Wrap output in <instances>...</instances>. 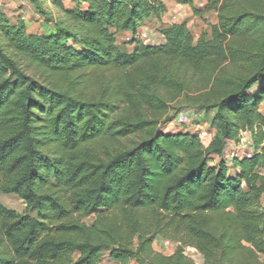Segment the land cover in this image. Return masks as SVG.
Here are the masks:
<instances>
[{
	"label": "trees",
	"instance_id": "16d2710c",
	"mask_svg": "<svg viewBox=\"0 0 264 264\" xmlns=\"http://www.w3.org/2000/svg\"><path fill=\"white\" fill-rule=\"evenodd\" d=\"M29 1L53 31L30 35L0 11V193L18 195L36 215L0 202V264H98L105 252L120 264H192L187 247L205 264H258L264 0H209L218 13L212 38L195 44L176 23L159 30L160 45L138 36L166 12L159 0H72V8L55 0L59 19L51 0ZM123 32L132 52L117 45ZM104 73L108 87L86 93ZM189 78L210 90L201 100L215 112L207 147L197 132L165 134L147 116ZM242 133L253 155L227 159ZM159 237L179 245L172 255L154 249Z\"/></svg>",
	"mask_w": 264,
	"mask_h": 264
},
{
	"label": "rangeland",
	"instance_id": "374dc122",
	"mask_svg": "<svg viewBox=\"0 0 264 264\" xmlns=\"http://www.w3.org/2000/svg\"><path fill=\"white\" fill-rule=\"evenodd\" d=\"M54 1L51 0L48 8L52 11L54 19H59L62 15L59 10L54 6ZM163 3L166 12L162 15L161 20L156 18L148 19L144 22L141 28L138 30V36L144 44L160 45L163 43V39L160 36L159 30L163 27L170 26L171 24L184 23L187 21V26L192 32L194 43L196 44L203 35H206L209 39L212 38V29L218 24V13L214 9H210L207 5L209 0H193V5H184L181 0H159ZM66 7H75L72 0H64ZM0 11L4 16L16 23H24L27 28V32L30 35H42L49 34L53 31V24L50 18L45 17L39 13V11L30 3L29 0H0ZM117 45L124 52H132L134 47L131 43L132 35L128 33H120L116 36ZM27 74L34 79L41 81L40 73L25 64L22 63ZM111 74L104 73L96 84L99 87L95 90L93 85H88L85 88V92L89 95L92 92H101L105 87H108L110 82ZM187 84L186 88L182 91H175L166 93L165 98L167 104L161 109H152L148 112L147 116L149 119L158 122L160 131L165 134H174L180 132H197L199 129L211 128V121L215 115L212 109L205 108L202 104V97H207L210 90L205 89L207 82L198 80L188 79L185 80ZM110 84V83H109ZM264 112V105L260 107ZM183 117L187 120V124L180 126L177 121L179 117ZM172 117V122L164 124L167 118ZM147 134L142 136H136L129 139L128 143L140 141ZM246 133L240 134V142L243 143L244 147L248 150L250 147L245 140ZM243 139V141H241ZM206 147L207 142L201 141ZM226 151V157L228 156V149ZM253 150V148H252ZM254 151V150H253ZM228 159V157H227ZM219 159H216L217 162ZM264 172V164L262 167ZM0 202L8 210L17 213L18 215L30 214L35 216L36 213H28L25 202L16 194H5L0 193ZM264 204V200H263ZM95 221V217L84 219V222L91 225ZM165 242H169L170 246H167ZM179 245L174 241L159 237L154 243V249L159 253L166 255H172ZM186 256L190 259L192 264H205L203 256L198 252L197 249L187 247L185 249ZM258 264H264V256H260ZM98 264H120L113 261L107 252L103 253L100 257ZM130 264H135L131 262Z\"/></svg>",
	"mask_w": 264,
	"mask_h": 264
},
{
	"label": "built area",
	"instance_id": "2783aa9c",
	"mask_svg": "<svg viewBox=\"0 0 264 264\" xmlns=\"http://www.w3.org/2000/svg\"><path fill=\"white\" fill-rule=\"evenodd\" d=\"M178 125L183 126L185 124H187V120L185 118H183L182 116L178 118L177 121ZM197 133L199 134L200 137V141H204L207 142L208 144L206 145V147L212 142L213 138H214V132L212 130H207V129H199L197 131ZM247 134V133H246ZM241 141H243L241 139ZM205 145V144H204ZM228 159L229 160H234V159H241V158H250L253 155V150L252 147H250V149H246L243 145V143H232V146L228 149ZM167 246H170L169 242H165Z\"/></svg>",
	"mask_w": 264,
	"mask_h": 264
},
{
	"label": "crops",
	"instance_id": "0c3cea01",
	"mask_svg": "<svg viewBox=\"0 0 264 264\" xmlns=\"http://www.w3.org/2000/svg\"><path fill=\"white\" fill-rule=\"evenodd\" d=\"M190 1H191L192 4H184V3H182V4L191 6V5H193V0H190ZM208 3H209V1L207 2V5H208ZM145 22H147V20H146ZM184 23L187 24V21H186V22L184 21ZM177 24H178V23H177ZM171 25H172V24H171ZM123 33H128V34H130L129 32H123ZM263 105H264V104H263ZM261 111L263 112V110H261ZM242 140H243V139H242ZM245 140L247 141L248 146H249V147H252V143H251V140H250V137H249L248 134L245 135ZM232 143H233V142H232ZM263 200H264V197H263Z\"/></svg>",
	"mask_w": 264,
	"mask_h": 264
}]
</instances>
